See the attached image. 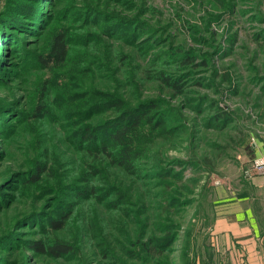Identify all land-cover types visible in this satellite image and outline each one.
<instances>
[{
  "label": "rangeland",
  "instance_id": "obj_1",
  "mask_svg": "<svg viewBox=\"0 0 264 264\" xmlns=\"http://www.w3.org/2000/svg\"><path fill=\"white\" fill-rule=\"evenodd\" d=\"M30 2L44 13L38 27L10 33L14 51L0 41V264H158L138 256L137 238L169 227L157 261L203 264L215 199L247 184L243 170L258 157L251 143L264 142V0H0V20ZM60 31L70 53L52 62ZM43 85L49 111L37 115ZM112 95L135 110L156 105L134 143L142 156L133 175L103 161L97 195L78 198L88 159L75 131L117 116L97 103ZM47 157L53 176L31 181ZM168 168L181 176H158ZM70 202L65 228L50 230ZM41 238L75 251L30 249Z\"/></svg>",
  "mask_w": 264,
  "mask_h": 264
},
{
  "label": "trees",
  "instance_id": "obj_2",
  "mask_svg": "<svg viewBox=\"0 0 264 264\" xmlns=\"http://www.w3.org/2000/svg\"><path fill=\"white\" fill-rule=\"evenodd\" d=\"M25 6L27 5H20V8L18 7V9H16V12H12L6 18L0 20V41L2 43L9 41L6 42V44L11 46V51L15 50V46H17V44L11 39L10 33L13 34V36L14 34L20 36L18 33L20 28L30 29L31 26L36 28L40 24V20H38V18L42 19L44 17L41 16L44 13L39 12V4L32 7V2H30L27 7ZM69 53L70 38L68 32L60 31L57 34H54L51 41L49 59L52 62H64L67 60ZM193 59V57L187 56L185 62L190 63ZM41 61L45 62L47 60H45L44 57H41ZM206 63V60L202 62V64ZM223 77L229 82V85L232 87L234 86L232 75L229 72H225ZM161 79L167 85L174 88L175 93L179 94L183 92V85L180 81L173 80L172 77L167 75H162ZM48 87L47 85H43L42 87L43 90L41 91L40 103L36 111L37 115L43 111H49L43 93V91ZM97 103L103 104L105 109H114L113 113L117 116L103 120L98 125L84 124L80 127L78 126V129L75 131V134L78 136L77 139L81 142V147L85 151L88 159L86 160L85 167L83 168L79 178L81 179L82 185L80 186V191L76 193L78 198L91 194L97 195L98 186L94 183L96 181V176L101 174L100 168L102 167L101 165L103 164V161L104 163L107 162L108 166H119L124 168L129 174H135V163L139 157L142 156V151L137 150L134 146L136 137L138 136V129L144 120L148 119L151 122L153 121L151 118V112L156 107V105L150 104L141 106L138 110H135L134 108H131V106L124 104L121 96L119 95L106 97ZM217 116L219 121L228 122L230 120V113L224 111L223 106L221 105L217 108ZM153 125L157 128H161L165 125V122L161 118L157 120V122L153 123ZM242 134H239L240 138L243 137ZM231 140H234V137H232ZM35 167L34 174L30 177L31 181L33 180L35 182H39L42 175H46L47 173H50V175L52 174L53 176L52 169L54 170V168H50L51 166H49L48 157L46 158V161L42 163L38 161ZM158 176L161 178L170 176L179 178L181 175L179 172H174L172 168H168L163 169ZM120 195L123 196L124 193L120 192ZM71 205L72 202H70L68 206H65L63 210L55 216V218H52L49 221L50 230L60 231L65 228L67 219L71 216V214H73V206ZM173 235L171 227L168 228L166 235L161 237L159 234L155 233H148L145 237L143 236V233L139 234L137 238V244L140 247L138 256L141 257L142 254H144L150 257L153 262L163 264L160 260L157 261V258L159 256L162 257L167 251L166 247L171 244ZM30 249L35 252L38 251L39 253L58 258L75 251L74 245L66 240L56 239L50 241L49 239L44 238L32 243L30 245ZM192 264L195 263L193 262Z\"/></svg>",
  "mask_w": 264,
  "mask_h": 264
},
{
  "label": "crops",
  "instance_id": "obj_3",
  "mask_svg": "<svg viewBox=\"0 0 264 264\" xmlns=\"http://www.w3.org/2000/svg\"><path fill=\"white\" fill-rule=\"evenodd\" d=\"M252 146L256 156L264 155V142ZM241 158L251 159L245 153ZM215 201L218 205L212 231L206 236L209 243L203 264H263L264 175L248 179L230 196Z\"/></svg>",
  "mask_w": 264,
  "mask_h": 264
},
{
  "label": "built area",
  "instance_id": "obj_4",
  "mask_svg": "<svg viewBox=\"0 0 264 264\" xmlns=\"http://www.w3.org/2000/svg\"><path fill=\"white\" fill-rule=\"evenodd\" d=\"M243 175L247 179L264 175V155L254 158L251 164L243 170Z\"/></svg>",
  "mask_w": 264,
  "mask_h": 264
}]
</instances>
